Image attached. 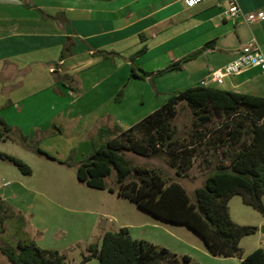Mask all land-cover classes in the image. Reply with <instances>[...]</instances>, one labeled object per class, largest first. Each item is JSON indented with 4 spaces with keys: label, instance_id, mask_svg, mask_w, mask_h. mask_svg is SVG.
<instances>
[{
    "label": "crops",
    "instance_id": "1",
    "mask_svg": "<svg viewBox=\"0 0 264 264\" xmlns=\"http://www.w3.org/2000/svg\"><path fill=\"white\" fill-rule=\"evenodd\" d=\"M186 1L0 0V82L11 80L0 93V114L7 117L3 104L8 100L15 105L11 113L20 119L23 116L32 119L34 112L39 114L43 106L45 113L40 117V125L16 123L17 130L30 136L37 129L44 130L41 132L44 134L69 132L74 136L70 141L81 146L99 142L100 128H130L164 105L175 92L187 88L204 85L264 97L261 69L230 77L224 84L208 79L212 71L235 60L240 48L251 41L255 40L264 51V19L253 24L242 18L227 19L224 13L229 0H204L194 7ZM234 1L244 14L264 12V0ZM213 41L212 47L205 48ZM71 43L72 55L60 60L62 51ZM143 46L147 51L136 56ZM203 48V53L187 62L182 70L154 79L130 78L133 66L141 70L138 71L141 75L155 74ZM96 51L115 55L105 58ZM162 62L164 67L159 65ZM54 71L59 77L71 79L80 92L55 83ZM139 82L145 83L151 94L149 113L138 111L147 103L143 92H138L133 84ZM9 85H20L22 89L11 92ZM124 86L126 95L118 102L115 98ZM35 87H44L45 91L56 88L59 94L50 95L54 106L51 101L45 103L44 95L31 93L30 89ZM9 120L13 127V121ZM121 120L126 122L124 129L118 124ZM39 225L46 228L45 224ZM103 235L99 236L98 244ZM261 244L264 248V238ZM161 246L179 254L168 245ZM0 255L2 264H11ZM93 262L94 259L86 264Z\"/></svg>",
    "mask_w": 264,
    "mask_h": 264
},
{
    "label": "trees",
    "instance_id": "2",
    "mask_svg": "<svg viewBox=\"0 0 264 264\" xmlns=\"http://www.w3.org/2000/svg\"><path fill=\"white\" fill-rule=\"evenodd\" d=\"M141 39L144 41V36ZM214 43H208L205 48ZM72 45L65 47L60 60L72 55ZM205 48L155 74L143 72L141 75L138 72L141 70L133 66L130 78L150 76L154 79L182 70ZM146 51L147 47L143 46L136 56ZM96 53L105 58L115 55L105 51ZM57 69L58 65L55 71ZM56 74L58 83L80 92L67 76ZM151 84H154L152 80ZM125 89L126 86L115 100L123 99ZM184 109L190 111L192 124L188 136L180 140L175 121ZM14 131L0 114V140L8 139ZM19 137L22 143H28V137L21 132ZM98 138L101 145L76 167L79 182L130 200L161 221L189 228L202 237L214 257L242 258V239L256 234L258 228L234 223L229 203L235 196H240L244 204L264 215V97L199 85L175 92L164 105L126 130L100 128ZM37 151L56 160L40 148ZM127 152L148 159L166 156L168 165L183 179L189 176L198 158L210 164L213 157L217 165L203 187L196 189V201H193L178 181L166 179L159 169L134 166L126 157ZM0 158L15 165L24 175H31V168L20 159L1 153ZM113 171L117 176V189L107 185ZM5 211L0 205V226L5 224L2 217ZM15 217L16 244L0 240V253L9 263L68 264L65 255L41 248L26 234L23 230L25 219L20 213H15ZM93 259H97L98 264H197L189 256L180 257L165 247L132 238L127 227L106 232L101 244L90 245L87 253L82 254L80 264ZM242 264H264V248L248 255Z\"/></svg>",
    "mask_w": 264,
    "mask_h": 264
},
{
    "label": "rangeland",
    "instance_id": "3",
    "mask_svg": "<svg viewBox=\"0 0 264 264\" xmlns=\"http://www.w3.org/2000/svg\"><path fill=\"white\" fill-rule=\"evenodd\" d=\"M252 28L253 31L256 29L255 26ZM163 63L159 65L164 67ZM56 79L54 75V81L58 83ZM69 82L72 83V80L69 79ZM5 83H11V80L0 82V93H3ZM133 84L138 92H143L147 102L145 106L139 107V113H149L151 94L148 86L142 82ZM10 86L8 89L11 92L22 89L20 85ZM67 89L70 88L67 87ZM30 90L33 94L44 95L47 101L45 103L49 104L51 101V105L54 100L52 101L50 95L54 97L59 94L56 88L45 91L44 87H35ZM131 90L128 92V100ZM125 95L126 90L123 96ZM3 105L6 106L4 112L5 114L7 112V117L1 116L7 123L8 118L13 121L15 131L8 139L0 140V153L20 159L31 168L32 173L24 175L15 165L0 158V205L6 210L2 214L5 224L0 226V240L16 244L18 235L13 222L16 220L15 213L19 214L20 211L21 217L25 219L26 224L23 230L26 234L29 233L28 236L32 237L41 248L57 250L65 255L68 264H80L82 254L87 253V248L92 244L100 243L99 236L104 232H117L124 226L131 227L129 230L132 238L152 241L160 247L168 245L178 251V256H190L197 264H242L248 255L262 248L264 215L244 204L240 196H235L229 203L231 219L238 225L257 227L258 231L242 239L240 243L243 250L242 258L214 257L208 252L202 237L189 228L161 221L140 209L130 200L119 198L108 190L93 189L79 182L76 167L80 161L101 145L100 140L80 146L79 143L70 141L74 136L69 132L60 134L56 131L44 134L41 133L44 130L37 129L32 136L28 133L23 134L28 137V143H22L19 137L20 131L17 130L19 126L16 123L28 126L29 123L40 125L42 123L40 117H43L45 108L41 105L42 111L39 114L34 112L32 119L27 116L20 119L11 113L10 110L15 105L13 106L9 100ZM18 110L15 108L17 114H19ZM8 124L11 125V123ZM118 124L122 129L127 127L125 121H118ZM191 124L190 111L182 110L175 121L178 130L177 137L180 140L188 136ZM37 148L56 160L41 155ZM125 155L134 166L159 169L166 179L178 181L185 187L193 201H196V189L203 187L207 176L217 165L213 157L210 158L212 160L210 164L198 158L189 176L183 179L177 177L175 169L168 165L166 156L148 159L129 152ZM116 180V172L113 171L107 179L108 187L117 189ZM22 186L34 193L27 192L21 188ZM10 215L13 217H9ZM39 224H45L46 228H42ZM98 263L99 261L94 259V262L90 264ZM0 264H2L1 259Z\"/></svg>",
    "mask_w": 264,
    "mask_h": 264
},
{
    "label": "built area",
    "instance_id": "4",
    "mask_svg": "<svg viewBox=\"0 0 264 264\" xmlns=\"http://www.w3.org/2000/svg\"><path fill=\"white\" fill-rule=\"evenodd\" d=\"M203 1L204 0H187L186 3L187 5L194 7ZM224 15L227 19L232 20L242 18L248 24H253L258 20L264 19L263 11L258 13L244 14L239 9L238 4L234 0H229L228 8ZM255 68L264 71V51L254 40L240 48V53L235 60L220 69L212 71L208 79L213 83L224 84L226 79L239 76Z\"/></svg>",
    "mask_w": 264,
    "mask_h": 264
},
{
    "label": "water",
    "instance_id": "5",
    "mask_svg": "<svg viewBox=\"0 0 264 264\" xmlns=\"http://www.w3.org/2000/svg\"><path fill=\"white\" fill-rule=\"evenodd\" d=\"M103 226H104V223H103ZM263 234H264V230H263Z\"/></svg>",
    "mask_w": 264,
    "mask_h": 264
}]
</instances>
